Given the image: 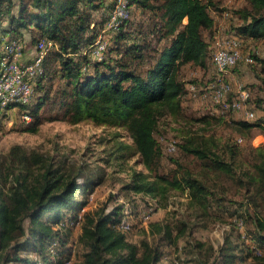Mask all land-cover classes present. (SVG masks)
<instances>
[{
  "label": "trees",
  "instance_id": "1",
  "mask_svg": "<svg viewBox=\"0 0 264 264\" xmlns=\"http://www.w3.org/2000/svg\"><path fill=\"white\" fill-rule=\"evenodd\" d=\"M117 1L0 0V66L7 54V44L15 38L25 40V35H28L36 50L41 41H51L54 45L44 57L42 72L36 78L34 91L41 92L36 103L32 106L29 103H11L4 109L0 108V116L19 107L24 110V115L34 119L29 130L36 131L41 107L47 97L57 91L62 94L61 101L63 104L65 102L67 111L73 113L74 121L80 119L81 115H87L98 124L127 127L150 174L134 170L125 189L159 200H166L172 189L187 191L191 205L205 215L209 214L213 197H216L214 199L219 208L226 200L222 196H215L214 189L189 169L180 176L160 174L163 151L155 137V130L160 105L175 113L182 111L186 87L178 76L180 67L187 63L206 65L209 42L204 37V31L212 30L215 26L214 17L209 11L213 2L126 0L130 15L121 19L119 26L107 28L110 13ZM249 2L251 9L244 7L239 11L245 23L238 25L236 30L238 34L251 39L264 38V0ZM135 6L141 8L143 13H151L153 21L149 33L157 38L158 43L145 37L142 42L131 44L123 51L118 40L122 37L119 35L125 30ZM99 10H108L107 15L103 13L104 18L100 22L94 20V13ZM101 33L109 39L104 57L98 59L88 49ZM163 40L167 43L160 48L158 44ZM247 55L253 57L251 64L257 60L264 65L263 57L242 53L243 57ZM54 77L59 81L55 89L50 81ZM256 103L261 107L259 110L264 111V103ZM252 112L255 116V110ZM229 123L243 133H252L255 127L264 132V112L254 121L232 119ZM179 146L184 153L198 157L207 172L251 185L255 192L264 196V142L251 146L252 169L243 173L244 179L238 176L234 166L238 149L230 147L231 159H226L223 154L213 150L208 141L201 144L194 136L186 138ZM11 153L24 163L22 171L26 173L16 175L14 185L7 192L8 201H0L2 261H24L18 253L32 243L41 254L46 248L49 251L56 249L53 254L46 251L42 264H163L165 252L161 246L153 245L148 240H143L141 244L128 240L126 232L129 230L124 231L120 227L124 222V203L111 212H106L104 208L92 213L84 211L78 221V212L85 208L86 202L77 199L75 194L79 190H89L93 183L82 186L77 178L66 179L59 169L53 168L52 163L46 164L36 154L28 155L20 145L13 146ZM38 164L44 171L31 179L32 167ZM228 211L235 215L236 221L246 225V217L239 215L240 208ZM46 212L54 214V218L44 219ZM26 219L30 221L28 228L24 224ZM77 221L81 228L77 243L82 245L84 251L76 261H72L76 255L74 247L70 246V235ZM253 223L254 230H246L245 236L242 235L243 242L232 245L225 241L219 252V264L244 263L253 259H257L258 264H264V216L257 212ZM156 229L163 231L171 242H176L171 239L169 225L157 226ZM24 235L27 237L24 243H15ZM25 262L39 264L33 260Z\"/></svg>",
  "mask_w": 264,
  "mask_h": 264
},
{
  "label": "rangeland",
  "instance_id": "2",
  "mask_svg": "<svg viewBox=\"0 0 264 264\" xmlns=\"http://www.w3.org/2000/svg\"><path fill=\"white\" fill-rule=\"evenodd\" d=\"M204 1L213 2L209 11L215 20L214 28L204 31V37L209 42L206 65L187 63L180 67L178 76L186 87V93L182 97V111L175 113L160 105L155 137L163 151L159 173L169 177L180 176L189 169L214 189L215 196H222L226 200L221 208L214 199L216 197H213L210 212L205 215L191 205L187 191L179 189H172L166 200L125 189L134 170L150 174L127 127L109 123L98 124L87 115H81L80 119L74 121L73 113L67 111L65 102L63 104L61 101L63 96L57 91L47 97L41 107L40 122L36 131L29 130L34 119H24V110L19 107L0 116V201L7 200V192L14 185L16 175L26 173L22 171L24 163L18 161L11 153L13 146L20 145L28 155L36 154L42 157L46 164L52 163L53 168L59 169L66 179L77 178L82 186L93 183L89 190H79L75 194L77 199L86 202L85 208L78 212V221L83 217L84 211L92 213L104 208L106 212H111L116 206L124 203L123 221L131 224V229L126 232L128 240L138 244L148 240L153 245L161 246L165 252L163 264H219V252L226 244L225 241L232 245L243 242L242 235L246 230H254V215L259 212L264 216L263 194L255 192L251 185L241 184L215 172H207L201 160L193 154L184 153L179 144L194 136L201 144L208 141L209 146L223 154L226 159H231L230 147L238 149L234 165L238 176L244 179L245 172L251 171V146L264 142V132L255 127L252 133H243L230 125L229 121L247 118L248 111L256 112L249 121H254L263 114L264 111L259 110L261 107L257 106L256 101L259 104L264 103V65L257 60L254 64L241 61L225 76L234 88L242 84L251 90L249 110L216 113L214 109L217 106L210 97L201 93L210 91L209 87L218 75L214 63V44L217 39H238L243 55L254 53L264 58V38L251 39L238 34L236 30L238 25L245 23L240 9L252 8L249 0ZM107 11L95 12L94 20L100 22L104 18L103 13L107 15ZM152 21L151 13H143L141 8L132 7L131 18L119 35L122 38L118 39L122 50L131 44L142 42L145 37L152 39L153 43H158L157 38L149 33ZM166 43L167 41L163 40L158 46L161 48ZM232 74L235 76L233 80L230 79ZM50 81L54 85L53 89L59 85L57 77ZM191 85H195L196 95L191 92ZM39 95L41 92L34 91L29 106L36 103ZM170 143L177 146L176 150L169 149ZM32 168L31 179L44 171L39 164ZM231 207L241 209L239 215L246 217V225L242 221H236L235 215L228 211ZM50 217L54 218V214L46 212L43 215L44 219ZM78 221L70 235V246L74 247L76 255L72 261H76L78 255L84 251L82 245L77 243L81 234ZM29 223V219L24 221L27 228ZM166 225L170 226L171 239L176 242L166 238L163 231H157V226ZM26 239L24 235L15 240V243H24ZM46 251L53 254L56 249L49 251L46 248L41 254L31 243L26 249L17 252L24 261L13 260L12 263H6L0 258V264H25L27 260L42 264L47 255ZM1 255L0 251V257ZM54 259L57 260V256ZM258 263L257 259H253L244 263L236 261L234 264Z\"/></svg>",
  "mask_w": 264,
  "mask_h": 264
},
{
  "label": "built area",
  "instance_id": "3",
  "mask_svg": "<svg viewBox=\"0 0 264 264\" xmlns=\"http://www.w3.org/2000/svg\"><path fill=\"white\" fill-rule=\"evenodd\" d=\"M130 15V9L126 0H118L114 9L110 13L107 28H115L120 25L121 19ZM108 38L101 33L91 48L92 55L102 59L106 52ZM53 43L41 41L37 46L35 57L28 62L19 61V57L24 52V44L21 38L11 40L6 46V57L0 66V108L4 109L11 103H30L34 96V87L37 76L42 72V62ZM214 63L218 70L216 81L209 87V92L201 93L210 97L213 104L217 106L218 112L227 114L229 112L248 109L251 99V90L245 85H238L234 88L231 81L225 79L229 70L244 59L247 63H253V57L242 56L240 42L238 39H227V41L216 40L214 44ZM191 92L196 95L195 85H191ZM249 110V109H248ZM248 118L254 117V112H247ZM24 119L30 120L29 115H24ZM174 143L169 144L170 150H176ZM121 229L128 231L131 229L129 222H122ZM245 236V235H243Z\"/></svg>",
  "mask_w": 264,
  "mask_h": 264
},
{
  "label": "crops",
  "instance_id": "4",
  "mask_svg": "<svg viewBox=\"0 0 264 264\" xmlns=\"http://www.w3.org/2000/svg\"><path fill=\"white\" fill-rule=\"evenodd\" d=\"M7 36H8V34H7ZM25 37L27 38V39H25V40H23V44H24V52H23V54L19 57V61H21V62H28V61H31L33 58H34V56L36 55V52H37V50H36V47L34 46V44L31 42V40H30V38H29V36L28 35H25ZM26 40H27V43H26ZM230 79H235V76L232 74L231 76H230ZM214 111L216 112V113H219L218 112V109L216 108V109H214ZM234 112V111H233ZM236 112V111H235ZM243 119H246V120H250V118H243Z\"/></svg>",
  "mask_w": 264,
  "mask_h": 264
}]
</instances>
